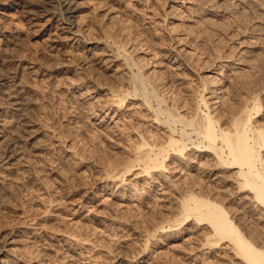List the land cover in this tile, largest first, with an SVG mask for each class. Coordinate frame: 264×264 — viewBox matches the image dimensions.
I'll return each mask as SVG.
<instances>
[{
    "label": "rangeland",
    "instance_id": "rangeland-1",
    "mask_svg": "<svg viewBox=\"0 0 264 264\" xmlns=\"http://www.w3.org/2000/svg\"><path fill=\"white\" fill-rule=\"evenodd\" d=\"M0 1V264H227L230 244L202 246L206 222H175V183L197 169L249 212L264 241L250 196L235 189L236 168L204 170V152L193 170L152 169L164 172L156 179L144 163L121 171L139 138L129 122L147 110L137 98L111 101L114 75L132 74L112 57L121 45L180 90L209 76L235 102L247 82L264 84V0H77L81 35L50 25L42 0Z\"/></svg>",
    "mask_w": 264,
    "mask_h": 264
},
{
    "label": "bare ground",
    "instance_id": "bare-ground-1",
    "mask_svg": "<svg viewBox=\"0 0 264 264\" xmlns=\"http://www.w3.org/2000/svg\"><path fill=\"white\" fill-rule=\"evenodd\" d=\"M42 1H44V4L42 2V6L40 4L43 9L40 10V13H44L45 17H48L47 22L50 25H59L58 28L63 31L81 35L76 32L77 22L74 18L78 11L77 0ZM35 12L34 14H36ZM90 48L88 47V49ZM111 51L113 52L112 57L122 58L123 64L128 66L130 72H132L127 80L126 78H118L121 74H113L111 94L114 99H111L112 103L121 106L128 98H137L140 99V103L147 110L143 114L139 110L141 114V117L139 116L140 121L143 117L142 123L139 120H130L131 122H129V128L137 130L139 138L137 137L138 139L133 141V144L136 145L133 150L136 152L129 155L126 161L120 162L123 164L122 169L120 168L121 171H131L132 166L144 163L143 171L156 179L158 174L163 175L164 172L161 169L160 171L151 172L152 169L180 168V172H182V169L187 167L190 170L192 168L190 160L198 156L201 158L204 152L202 157L205 156L206 158L208 156L207 161L198 160L201 161L203 167L205 166L204 170L214 169L222 164L228 165L230 168H236L235 173L232 175L235 180L234 184H236L235 189L240 193H245L246 196H250V200H248L250 204L251 201L253 203L251 211L254 210L253 215H257L255 216L257 219H262V225L260 226L264 228V121L256 117L261 111V107L264 106L262 98L263 82L261 83L263 86L260 85V82H254V80L247 82L248 84L245 82L247 84L245 94L237 93L238 98H235V102H231L233 98H226L223 97L222 93L219 94L216 87L213 86L217 81L215 82L209 76H202L200 84H195L197 86L191 84L193 86H188L189 89L180 90L176 84L172 82L168 84L167 77L164 74L158 77L153 76V78L151 75L146 74L143 70L146 67L143 68L141 63L138 64L132 57L127 55L128 50L124 45L113 47ZM93 55L96 54L92 52ZM102 60L103 62L106 61L105 58ZM146 63L148 62L146 61ZM134 66L138 69V72L135 71ZM203 68L205 67L203 66ZM262 79L260 81H264V76ZM187 83L189 82L187 81ZM208 94H215V98H221V105L216 106L217 100L211 102L212 97L207 96ZM156 102L157 105L155 106ZM139 113L137 114L139 115ZM145 120H147L146 122H152V125L146 126L144 124ZM127 125H125L126 129ZM157 128H163L166 132L161 133ZM170 151L175 154H171ZM210 156L212 159H210ZM189 173L186 174V176L189 175L188 177L185 176V184H181V181L175 183L176 191L180 195L174 213L175 222L177 221V224H179L188 221L189 217L193 215L196 216V221L206 222L208 231L204 234L202 246L209 249H220L223 246L220 244L225 242L227 246L230 244L232 251H229L232 252V256L227 264H264V241L258 240L260 236L256 238L258 235L254 234L257 231L253 233L254 230L251 231L252 229L248 228L249 224L245 216L249 212L244 215L245 212L241 210L242 213L239 210V204L229 202L225 194L224 196L220 193L217 194V190L214 188L215 183L213 187L203 184L204 178L202 180L201 176L204 173L200 174V172L199 176L193 172L190 176ZM165 177L169 176L166 175ZM205 180L207 179L205 178ZM163 226V224L158 225L156 229ZM260 238L262 239V237Z\"/></svg>",
    "mask_w": 264,
    "mask_h": 264
}]
</instances>
